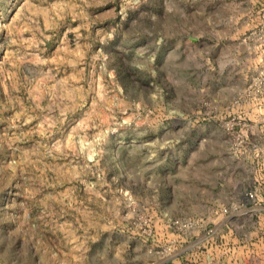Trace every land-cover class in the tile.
<instances>
[{"label":"rangeland","instance_id":"374dc122","mask_svg":"<svg viewBox=\"0 0 264 264\" xmlns=\"http://www.w3.org/2000/svg\"><path fill=\"white\" fill-rule=\"evenodd\" d=\"M0 264H264V0H0Z\"/></svg>","mask_w":264,"mask_h":264}]
</instances>
